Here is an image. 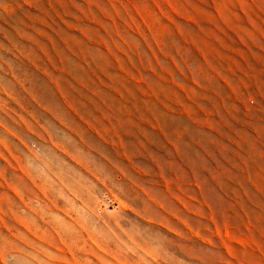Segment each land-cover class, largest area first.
<instances>
[{
	"label": "rangeland",
	"instance_id": "rangeland-1",
	"mask_svg": "<svg viewBox=\"0 0 264 264\" xmlns=\"http://www.w3.org/2000/svg\"><path fill=\"white\" fill-rule=\"evenodd\" d=\"M0 264H264V0H0Z\"/></svg>",
	"mask_w": 264,
	"mask_h": 264
}]
</instances>
